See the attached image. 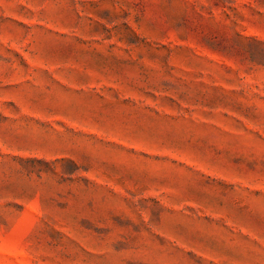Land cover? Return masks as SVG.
<instances>
[{
	"label": "rangeland",
	"instance_id": "374dc122",
	"mask_svg": "<svg viewBox=\"0 0 264 264\" xmlns=\"http://www.w3.org/2000/svg\"><path fill=\"white\" fill-rule=\"evenodd\" d=\"M0 264H264V0H0Z\"/></svg>",
	"mask_w": 264,
	"mask_h": 264
}]
</instances>
